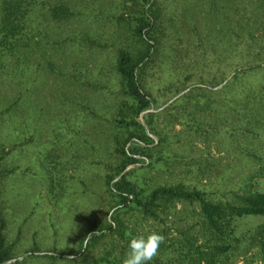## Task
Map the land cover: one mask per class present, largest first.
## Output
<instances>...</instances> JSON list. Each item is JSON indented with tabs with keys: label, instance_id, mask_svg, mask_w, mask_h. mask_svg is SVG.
Returning <instances> with one entry per match:
<instances>
[{
	"label": "rangeland",
	"instance_id": "1",
	"mask_svg": "<svg viewBox=\"0 0 264 264\" xmlns=\"http://www.w3.org/2000/svg\"><path fill=\"white\" fill-rule=\"evenodd\" d=\"M68 1L78 12L75 19L54 21L40 19L38 15L35 20L41 28L45 23L49 43H42V47L52 46L49 52L56 69H49L42 51L34 50L20 59L17 68L10 60L0 75V109L10 105L0 116V142L6 149L3 166L11 168L2 178L1 190L6 241L14 248L6 264H72L66 258L68 253L78 247L88 222L102 215L106 208L98 203L104 166L93 160H105L109 148L116 92L114 57L116 47L127 36L125 23H118L116 18L125 7V0ZM157 1L161 7L162 34L147 65L145 79L157 102H165L154 108L160 111L156 123L164 132L177 134L178 140L170 143L168 149L179 154V162L172 161L166 169L151 173L159 182L183 180L205 188L213 196H228L238 180L258 166L256 158L241 156L231 143L233 93L229 87L217 91L233 74L234 66L246 57L244 41L234 54L225 49L231 36L227 28L231 31V22L244 12L242 6L249 1L236 0L240 12L230 14L229 0H214L218 9L213 13L207 12L210 0ZM83 32H90L100 45L90 47L84 43ZM222 77L219 84L212 85ZM240 82L234 87L237 94L241 90V95L250 83L264 86V67L249 70ZM195 85L204 88L203 102L214 96L210 106L189 119L188 108L163 109ZM178 87L181 91L172 95ZM193 119L201 122L200 129L194 128ZM208 123L211 126L207 127ZM258 125L259 133L252 140L257 151L264 152V119ZM237 136L242 140L241 135ZM46 147H53L51 153L57 157L50 158L62 162L61 172L59 164L54 166L47 159ZM189 156L206 161V173L186 171L184 162ZM42 160L50 167L52 180ZM256 187L264 191V177L256 179ZM262 221L264 214L250 215L239 218L238 225L245 230ZM172 224L169 215L166 226ZM154 226L161 224L155 221ZM169 232L176 233L174 229ZM107 241L108 238L104 240ZM32 247L39 251L32 252ZM45 252L56 253L57 257L42 255ZM242 257L236 253L233 263L262 264L256 259L244 263Z\"/></svg>",
	"mask_w": 264,
	"mask_h": 264
},
{
	"label": "trees",
	"instance_id": "2",
	"mask_svg": "<svg viewBox=\"0 0 264 264\" xmlns=\"http://www.w3.org/2000/svg\"><path fill=\"white\" fill-rule=\"evenodd\" d=\"M128 1L125 0V7L116 18L118 23H125L127 36L116 47L114 57L116 92L108 134L109 148L105 152V160H93L102 162L104 166L103 189L98 203L106 208L102 215L88 222L78 247L66 258L72 264H122L132 238L157 231L165 240L150 264H235L232 258L236 253L243 256L244 263L256 259L264 264V221L245 230L238 225L239 218L264 214V191L256 187V179L264 177V152H258L252 140L257 137L258 124L264 119V86L250 83L242 95L241 90L237 94L234 87L246 72L264 67V0H248L242 6L244 12L231 22L232 32L227 28L231 36L225 50L234 54L244 41L247 54L239 65L234 66L233 74L217 91L229 87L233 93L231 100L234 104L230 107L235 117L231 123V143L241 156L256 158L258 166L249 175L241 177L238 185L231 188L225 197L213 196L205 188L183 180L159 182L158 177L151 173L158 168L166 169L172 161L179 162V154L168 149L170 143L178 140L177 134L164 132L156 123L160 111L154 108L165 102H157L145 79L147 65L160 44L161 7L157 0ZM235 1H227L231 9L229 14L231 11L240 12ZM217 9L216 2L210 0L207 12L213 13ZM77 13L68 0H0V75L10 60L17 68L20 59L34 50H41L47 67L55 70L53 54L49 52L52 46L42 47V43H49L45 23L41 28L35 20L40 15V19L68 21L75 19ZM82 40L90 47L100 45L90 32H83ZM46 49L50 50L46 53ZM223 78L212 85L219 84ZM240 84L243 85L242 81ZM203 89L201 85L191 86L163 109L188 108L186 114L189 119L214 100L211 96L203 102ZM180 91V87L175 88L172 95ZM9 108V104L1 108L0 116ZM192 122L195 129H200L201 122L194 119ZM209 126L211 124L208 123ZM237 134L242 136V140ZM51 148L46 147V157L54 166L59 164L58 171L61 172L62 162L50 158L57 157L51 153ZM5 154V146L0 142V264H6L5 261L14 254L13 244L6 241V217L1 203L2 178L11 170L3 166ZM203 159L206 160L205 157ZM184 163L186 171L195 169L199 175L206 173L207 162L201 158L189 156ZM41 164L46 174H50V167L43 160ZM193 165L195 167L192 168ZM49 179L52 180L51 174ZM169 215L173 224L166 226ZM155 221L161 226L153 227ZM170 229L176 233L171 234ZM106 238L108 243L104 242ZM96 247L97 252L93 253ZM30 250L39 251L36 247ZM86 253L89 255L81 258ZM42 255L57 257L56 253L45 252Z\"/></svg>",
	"mask_w": 264,
	"mask_h": 264
},
{
	"label": "clouds",
	"instance_id": "3",
	"mask_svg": "<svg viewBox=\"0 0 264 264\" xmlns=\"http://www.w3.org/2000/svg\"><path fill=\"white\" fill-rule=\"evenodd\" d=\"M164 240L165 237L157 231L135 236L130 240L129 251L122 264H150L157 257Z\"/></svg>",
	"mask_w": 264,
	"mask_h": 264
}]
</instances>
